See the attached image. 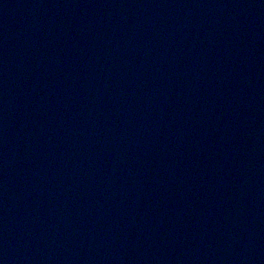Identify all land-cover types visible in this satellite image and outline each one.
<instances>
[{
  "label": "water",
  "instance_id": "1",
  "mask_svg": "<svg viewBox=\"0 0 264 264\" xmlns=\"http://www.w3.org/2000/svg\"><path fill=\"white\" fill-rule=\"evenodd\" d=\"M0 264H264V0H0Z\"/></svg>",
  "mask_w": 264,
  "mask_h": 264
}]
</instances>
